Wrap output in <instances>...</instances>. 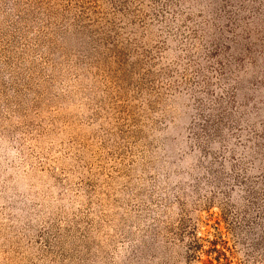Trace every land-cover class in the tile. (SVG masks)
I'll list each match as a JSON object with an SVG mask.
<instances>
[{
    "label": "rangeland",
    "instance_id": "obj_1",
    "mask_svg": "<svg viewBox=\"0 0 264 264\" xmlns=\"http://www.w3.org/2000/svg\"><path fill=\"white\" fill-rule=\"evenodd\" d=\"M0 264H264V0H0Z\"/></svg>",
    "mask_w": 264,
    "mask_h": 264
}]
</instances>
